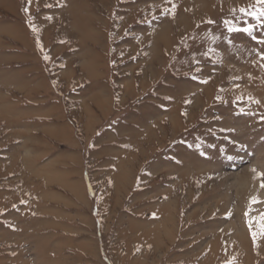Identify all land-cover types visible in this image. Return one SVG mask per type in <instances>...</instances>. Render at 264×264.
Returning <instances> with one entry per match:
<instances>
[{
	"label": "rangeland",
	"instance_id": "obj_1",
	"mask_svg": "<svg viewBox=\"0 0 264 264\" xmlns=\"http://www.w3.org/2000/svg\"><path fill=\"white\" fill-rule=\"evenodd\" d=\"M262 8L0 0V264H264Z\"/></svg>",
	"mask_w": 264,
	"mask_h": 264
},
{
	"label": "snow or ice",
	"instance_id": "obj_2",
	"mask_svg": "<svg viewBox=\"0 0 264 264\" xmlns=\"http://www.w3.org/2000/svg\"><path fill=\"white\" fill-rule=\"evenodd\" d=\"M258 3L264 4V0H258ZM240 11L241 12H245L246 10L242 8ZM247 14L248 15H251V16L255 17L257 20H259L260 17L264 16V8H262L259 11V14H257L256 12H248ZM261 22L264 23V21H261ZM253 28H254V25L248 24L247 27H243V28H240V27H230L228 30L230 32L231 31H243V32H246V33H249L250 34L252 32ZM253 38L255 39V37H253ZM259 42L260 43H264V40H261ZM262 55H264V53H262ZM261 175H264V174H261ZM262 187H264V184H262Z\"/></svg>",
	"mask_w": 264,
	"mask_h": 264
}]
</instances>
